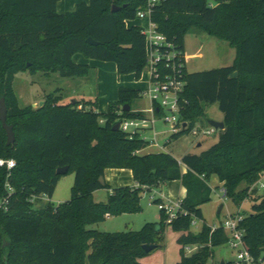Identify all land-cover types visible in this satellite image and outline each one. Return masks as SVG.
I'll return each instance as SVG.
<instances>
[{
	"label": "trees",
	"instance_id": "trees-1",
	"mask_svg": "<svg viewBox=\"0 0 264 264\" xmlns=\"http://www.w3.org/2000/svg\"><path fill=\"white\" fill-rule=\"evenodd\" d=\"M60 1L0 0V99L6 100L7 123L16 136L8 146L0 121V159L16 161L11 173L0 168V231L9 240L8 262L141 264L139 260L148 254L143 246L159 247L158 240L170 226L181 233V246L199 245L190 256L182 252L178 264H206L215 248L228 243L222 228L213 231L206 224L201 209L212 201L209 181L214 175L224 184L225 197L237 207L247 200L254 202L250 213L242 212L240 228L256 263L264 260V195L257 196L258 190L252 189L264 173V0H160L153 7L156 30L183 56L185 36L193 28L236 50L231 66L197 73L184 69L179 106L188 129L173 139L188 134L209 104L218 105L225 129L209 149L181 160L169 153L139 156L149 143L138 134L131 137L114 130L122 119L145 116L132 109L123 112L143 97L140 90L121 87L118 100L105 114L98 112L96 101L63 103L57 92L47 95L37 109L20 107L14 89L18 74L85 77L89 67L73 61L78 53L115 63L118 75L133 74L137 81L148 65L143 28L128 24L137 19L147 0H90L64 14L57 12ZM113 6L120 10L112 12ZM89 38L100 44H89ZM159 69L171 73L165 62ZM64 167H69L67 174L75 173L71 199L36 208L40 200L32 201L33 197L47 195L51 200L64 176L57 171ZM107 169L132 171L136 186L115 188L106 202H96L94 192L109 188L100 182ZM173 181H181L187 196L171 222L161 211L160 223L147 224L138 232L88 229L108 216L140 212L145 193ZM8 182L14 192L5 209L1 205L8 197ZM242 183L246 187L240 189ZM194 220L203 222L197 233L191 231Z\"/></svg>",
	"mask_w": 264,
	"mask_h": 264
},
{
	"label": "rangeland",
	"instance_id": "rangeland-1",
	"mask_svg": "<svg viewBox=\"0 0 264 264\" xmlns=\"http://www.w3.org/2000/svg\"><path fill=\"white\" fill-rule=\"evenodd\" d=\"M185 49L187 53V71L189 73H197L203 71H209L213 69L223 68L231 66L236 59V50L230 46V44L224 40L217 39L208 35L207 33L193 28L191 29L184 40ZM135 77V76H134ZM132 78L135 82L136 78ZM148 78L147 67L143 72V79L146 81ZM67 79L62 78L58 74L36 73L30 74L29 72L20 73L16 76L14 82V89L21 108L32 106L37 109L42 102L46 99L47 95H56L58 89L61 88L63 103H70L74 99L79 101L85 100L96 101V87L97 80L96 74L93 72L91 79L82 84H66ZM70 81V80H69ZM142 82L143 87L148 88V82ZM75 83V82H73ZM77 92H85L86 95H74ZM84 98V99H83ZM153 107L152 101L149 97H142L134 101L133 108L140 109L146 113L148 118L153 117L149 113ZM99 113H106V107L99 106ZM145 115V114H144ZM167 115V112H164ZM158 116L154 129L142 133L145 137L149 138V146L154 144L167 145V153L171 154L176 159H181L187 154L192 152H199V150H207L219 140V131L212 135L204 136L201 134L203 130L209 128L208 121L221 122L223 119V113L219 110L217 104H209L204 106V116L200 117L196 121L195 128L200 132V135L195 136L193 132H189L179 140L173 139V131L171 124L164 122L163 117ZM171 141L170 144L168 142ZM201 143L202 147L198 148V144ZM124 179H126L124 177ZM75 183V173L71 172L61 177L57 189L53 198L52 204L58 206L71 199L72 188ZM212 201L205 205L202 209L204 212V219L207 225H219L221 224L228 213L237 212V207L230 199H224V195L218 190V188L212 189ZM160 192V191H159ZM159 192L153 190L143 195L141 200V211L132 214H123L119 216L107 217L103 223L98 225L88 226V229L97 230L102 233H117V232H138L143 229L144 226L150 223H160L161 211L159 208L160 203L154 202L152 197L155 196L158 199ZM107 189H101L94 192L93 198L96 202H106ZM155 194V195H154ZM264 195V191H258L257 196ZM48 204L45 201H39V205L36 208L44 207ZM254 202L251 200L245 201L242 205L244 213H250ZM224 205L222 214H218L219 208ZM203 222H197L192 226L191 231L197 233L200 231ZM181 233L174 231L170 226L165 228V231L161 235V239L158 240L159 247L154 251L148 253L142 257L139 261L141 264H178L181 261L182 252L185 255L189 254L188 249L181 246L178 240ZM9 240L4 233L0 231V264H10L8 262L7 247ZM232 262L237 260V254L228 245H224L214 249L213 257L206 264H221L222 261Z\"/></svg>",
	"mask_w": 264,
	"mask_h": 264
},
{
	"label": "built area",
	"instance_id": "built-area-1",
	"mask_svg": "<svg viewBox=\"0 0 264 264\" xmlns=\"http://www.w3.org/2000/svg\"><path fill=\"white\" fill-rule=\"evenodd\" d=\"M159 1L160 0H147L146 7L140 9L137 13V19L147 18L151 23L149 29H143L147 37V68L151 75L150 86L145 92H143V96L149 97L152 101L153 107L150 110V113L153 117L152 119L147 118L146 116L122 119L120 122V130L130 134L131 137L137 134L141 135L143 132L152 129L156 123L157 117L162 116V114L164 115L165 111L167 112V115H164L163 120L164 122L171 124L173 134H179L188 129L187 123H184L180 117L179 106V95L185 86V83L182 80V73L185 68L187 69V58L186 54L183 56L176 50L174 44L168 41L165 35L156 30V25L151 20L152 9ZM162 62H165V68L170 70L171 73L163 74L160 71L159 65ZM78 109L81 110L82 106H79ZM190 132H193L195 136L200 135V132L195 127H193ZM216 132L217 130L209 125V128L203 130L201 134L208 136ZM15 167L16 161L14 159H0V168H6L9 173H11ZM10 175L11 174H9V176ZM6 187L8 190V197L3 200L1 205V207L3 206L5 209H7L9 198L14 192L9 182L6 184ZM252 189L264 191V173ZM155 198L156 197L153 196L152 200ZM36 200L45 202L51 201L47 195L33 197L32 201ZM159 208L160 211H163L166 214L167 221L171 222L177 217V213L181 209V201L171 203L163 202L162 200ZM242 219V212L239 211L236 214L227 216L221 224L211 227L213 231L219 228L223 229L228 237V243L226 245L237 254L236 264H264V260L260 261V263H256L246 246L244 241L245 231L240 228ZM197 222L198 220H194L192 226L196 225ZM186 248L189 252L187 256H190L199 250V245L186 246Z\"/></svg>",
	"mask_w": 264,
	"mask_h": 264
},
{
	"label": "crops",
	"instance_id": "crops-1",
	"mask_svg": "<svg viewBox=\"0 0 264 264\" xmlns=\"http://www.w3.org/2000/svg\"><path fill=\"white\" fill-rule=\"evenodd\" d=\"M89 1L90 0H61L57 4V12L60 14L73 12L76 10L78 4H80L82 2L88 3ZM128 24L129 25H137V26L142 27L143 29H149L151 27L150 20L147 18L136 19L134 21L129 22ZM185 54H186V58H187L186 49H185ZM73 61H74V63H76L78 65L88 66L89 72L85 77L64 78V79H67L66 84L72 85V84H82V82L86 83L91 79L92 73L94 72L96 74V80H97L96 98L95 99H96L98 107L99 106L106 107V112L109 109L110 103L118 100V92H119V89L121 87L134 89V90H140L142 92H145L150 86L151 75H150L148 68H147L148 69L147 80L145 81L143 79V75H142L141 80L137 81L135 79V82H134L132 79L134 77L133 74L123 75V76L118 75V70H117V66L115 63L102 62V61H98V60H94V59H88L80 53L75 54L73 56ZM144 81L146 83L148 82V88L143 87L142 82H144ZM73 82H75V83H73ZM62 91L63 90L61 88H59L58 92H57V96L62 95L63 94ZM81 94L86 95L85 92H77V93L72 94L71 98H73L74 95H81ZM72 101H79V100L74 99ZM90 101H93V100L90 99ZM133 103L131 106L132 111L141 112V113L145 114V116H146L147 112H144V111L137 109V108H133ZM148 111L150 113V109ZM223 120H224V115H223V119L221 120V122H223ZM152 129H154V127ZM148 131H150V130H148ZM145 132H143V133H145ZM140 137L142 139L146 140L148 143H150L149 138L145 137L143 134H141ZM166 146L167 145H163V144H159V143L154 144L152 146L148 145L145 149L139 151L138 155L139 156H145V155H149V154L167 153ZM201 147H202V144L199 143L198 148H201ZM204 151H206V150H199V152H196V153L192 152L191 154H201ZM181 159H178V160H181ZM182 170L184 173L187 171L186 167H183ZM124 177L126 179H124ZM104 178H105L106 184L109 186V188L107 189L108 194L113 189L118 188V187H124V186L135 187L136 186L132 171H130V170L107 169V170H105ZM209 185L212 189H214L215 187L218 188V190H220V192L224 195L223 196L224 199H226L225 193H224V188H223L224 184L220 182L219 178L216 175L211 177V179L209 181ZM245 187H246V184L242 183L240 186V189H243ZM156 191L157 192L160 191L159 192V196H160L159 198H161L163 200V202L174 203L177 201L184 200L187 196V190L182 185L181 181H173V182L166 183L163 186H161L159 189H156ZM108 194H107V196H108ZM205 205H207V204H205ZM205 205H203L201 207V209ZM242 206H241V208L238 209L237 212H234V214L238 213L239 211L244 212L242 210ZM223 210H224V205H223V209H222L221 214L223 213ZM203 215H204V212H203ZM230 215H233V213L227 214V216H230ZM159 218L161 219V216ZM232 262H236V261H232ZM222 263L225 264L228 262L223 260Z\"/></svg>",
	"mask_w": 264,
	"mask_h": 264
},
{
	"label": "water",
	"instance_id": "water-1",
	"mask_svg": "<svg viewBox=\"0 0 264 264\" xmlns=\"http://www.w3.org/2000/svg\"><path fill=\"white\" fill-rule=\"evenodd\" d=\"M119 10H120V8L117 7V6H113V8H112V12H114V13L118 12ZM87 42L89 44H91V45H94V46H98L100 44L99 42L94 41L92 38H89L87 40ZM237 75L238 74L235 73L233 75V77H237ZM72 103H76V101H72ZM43 105H44V102H42L40 104V106H43ZM129 111H131V106L130 105H126L123 108V112H129ZM7 120H8V108H7V104H6L5 98H2V99H0V121L2 122L3 129L7 133V138H8L7 144H8V146H10V145H12L15 142L16 136H15V133H14L13 126L8 125ZM208 124L211 127L215 128L217 131H223L225 129V123L224 122L208 121ZM185 127H186V124H185ZM114 130L115 131H119L120 130V123L115 125ZM68 172H69V167L60 168L57 171V173L59 175H66ZM100 182H101L102 185L106 184L104 176H102L100 178ZM222 209H223V205H221V207L219 208L218 214H221ZM157 248H158L157 245H147L146 244V245L143 246V249L145 250L146 253H150V252L154 251ZM221 264H224V263H221Z\"/></svg>",
	"mask_w": 264,
	"mask_h": 264
}]
</instances>
